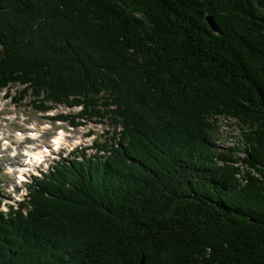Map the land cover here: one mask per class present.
<instances>
[{
    "label": "trees",
    "instance_id": "trees-1",
    "mask_svg": "<svg viewBox=\"0 0 264 264\" xmlns=\"http://www.w3.org/2000/svg\"><path fill=\"white\" fill-rule=\"evenodd\" d=\"M0 48V91L121 128L0 187V264H264V0H0Z\"/></svg>",
    "mask_w": 264,
    "mask_h": 264
},
{
    "label": "rangeland",
    "instance_id": "rangeland-1",
    "mask_svg": "<svg viewBox=\"0 0 264 264\" xmlns=\"http://www.w3.org/2000/svg\"><path fill=\"white\" fill-rule=\"evenodd\" d=\"M1 54V48H0ZM25 89L24 85H11L8 88L0 91V130L2 132H6L10 135V139L15 138V134L17 132L28 134L29 128L32 125H36L41 129L42 125L49 131L43 130L44 132H48L43 136V142L32 143L31 140H26V143L17 146V153L19 159L13 158L11 155L14 148H6L3 144V141L0 138V187L3 189V210H7V206L16 207L17 204L23 200L27 193V185L31 183V179L29 178L30 172L33 173L32 176L40 177L41 172H46L47 169L57 164L60 161V156L58 154L49 153L50 158H45V163L42 166H35V170H31L32 168H27V179H22L20 181V176L17 173H11L12 169L17 170V165H14L13 168H10L11 163L14 161V164H20L21 167L24 165L23 151L26 148V145L31 144L35 147L40 145V143L48 142L49 138L53 135L58 134V130L63 129L67 133V137L69 139V148L68 151H71V148L74 146V142L83 143L82 146L78 147L75 152L77 157H81L83 152L86 155L94 156L96 154L100 155H108V152L102 151L97 152L98 147L111 146L112 142H118V134L121 131L119 126H116L112 123V115L105 116V118L93 117V118H77L75 122L83 123L82 127L79 128L72 126L69 124V121H60L55 122L54 120H48L52 116H66V115H78L82 113L84 110L80 109H71L65 106L56 107L52 110L48 111H40L34 104V97L31 94H25L23 90ZM21 97L23 99H21ZM39 104V103H38ZM37 104V105H38ZM47 106H53L54 103H45ZM104 115V112H101ZM72 120V119H68ZM50 124H52V128H50ZM72 127H71V126ZM218 129L214 132V138L216 140L219 149L222 151H229L231 148L239 147L240 152L237 156L241 158L245 155L243 150V141L241 138V128L234 120H221L217 124ZM18 134V133H17ZM53 136V137H54ZM9 137V136H7ZM66 137V138H67ZM88 137V138H87ZM87 138V139H86ZM75 140L72 142L71 140ZM47 144V143H46ZM87 145V147H85ZM6 148V150H5ZM97 148V149H96ZM73 153L71 155H73ZM69 154V152H62L60 155H64L65 157ZM69 158V156L67 157ZM40 173H37V171ZM22 177V176H21ZM26 181V184L24 183Z\"/></svg>",
    "mask_w": 264,
    "mask_h": 264
},
{
    "label": "bare ground",
    "instance_id": "bare-ground-1",
    "mask_svg": "<svg viewBox=\"0 0 264 264\" xmlns=\"http://www.w3.org/2000/svg\"><path fill=\"white\" fill-rule=\"evenodd\" d=\"M38 127V126H37ZM35 131H37V130H35ZM29 133V132H28ZM31 134V136H33L34 137V139H37L38 137H40L38 134H36V133H30ZM61 136H63L64 134L63 133H61L60 134ZM7 136H9V137H7ZM15 138L13 137V139L12 140H10V135H8L6 132H2L1 130H0V138H1V140L4 142L5 141V143H4V146L6 147V148H10V146L12 147V146H16V145H19V144H21V143H23L24 142V140L26 139V137L27 136H30V135H27V134H20V133H16L15 135ZM61 138L62 139H65V138H63V137H60V138H58V139H56V142L58 143V145L59 144H61ZM26 143V142H25ZM6 148H5V150H6ZM15 148H17V147H15ZM27 150H28V148H25V151H24V153L25 154H30L32 157H30V160H27L26 158L28 157V155H26L25 156V158H24V165L21 167V165L18 163V164H14V161L11 163V167L10 168H13V166L14 165H17L18 167L17 168H19V169H17V170H14V169H12V171H11V173H17L18 175H20V177L22 176V177H24V175H23V173H25L26 171H28L27 170V168H32L33 167V165H34V163H35V161L36 160H41V158L43 157V152H42V150H40V151H38V153H35L33 150L34 149H31L30 150V152L28 151L27 152ZM19 154V153H18ZM16 159H19V157H16L15 158V160ZM33 159V160H32ZM21 177V178H22ZM23 179V178H22Z\"/></svg>",
    "mask_w": 264,
    "mask_h": 264
},
{
    "label": "water",
    "instance_id": "water-1",
    "mask_svg": "<svg viewBox=\"0 0 264 264\" xmlns=\"http://www.w3.org/2000/svg\"><path fill=\"white\" fill-rule=\"evenodd\" d=\"M207 21H208L209 25H210L215 31L218 30L217 27H216V24H215L214 20H213L211 17H208V18H207Z\"/></svg>",
    "mask_w": 264,
    "mask_h": 264
}]
</instances>
